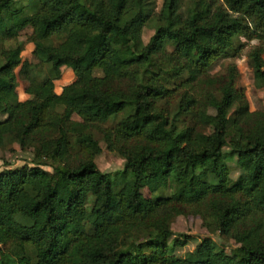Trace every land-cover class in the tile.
Returning <instances> with one entry per match:
<instances>
[{"label":"trees","instance_id":"obj_1","mask_svg":"<svg viewBox=\"0 0 264 264\" xmlns=\"http://www.w3.org/2000/svg\"><path fill=\"white\" fill-rule=\"evenodd\" d=\"M155 4L0 0V148L33 152L0 171V264H264V110L249 109L235 65L208 72L238 55L240 37L257 40L248 64L264 87V0H190L186 15L183 0ZM26 42L39 62L22 58ZM63 68L74 81L43 99ZM100 142L122 169H98ZM178 215L234 246L205 238L175 255L188 238L173 237Z\"/></svg>","mask_w":264,"mask_h":264},{"label":"rangeland","instance_id":"obj_2","mask_svg":"<svg viewBox=\"0 0 264 264\" xmlns=\"http://www.w3.org/2000/svg\"><path fill=\"white\" fill-rule=\"evenodd\" d=\"M190 0H183V8L182 14L186 15L187 5ZM161 5V0H156L155 11L159 10ZM154 21L153 16L151 19L145 24L141 32V39L143 43H146L149 37L154 32ZM29 30H24L20 36L18 37L20 40L25 41L26 36L28 35ZM240 44V45H239ZM259 42L257 40H247L243 37H240L238 42V47H240V51L235 57H220L215 62L212 63L208 72L211 75L224 73L227 66L235 65L237 73L235 87L237 89L242 90L248 100L249 109L251 111L254 110H264V87L256 84L253 77V72L251 67L248 64V53L258 45ZM264 46V41L261 42ZM32 45L29 42L25 43L24 50L21 53L23 59H26L32 63H37L40 60L37 59L32 53ZM168 51L172 50V47L168 45L166 47ZM264 57V54H263ZM17 71V70H16ZM96 75H101V73H97ZM75 75L69 68H63L61 70V77L58 80H50L46 82L42 89L41 95L44 98L49 97V92L59 93L64 85H67L74 81ZM52 83V84H51ZM26 86V81L18 77L16 91L18 94V98L23 100L28 98V95L24 92V88ZM234 109V107H232ZM209 113H212L211 109L207 110ZM231 111V110H230ZM121 114L116 116L113 119H110L102 125L112 128L115 126ZM74 119L78 120L76 115H73ZM205 132H210V127H205ZM102 150L99 154H97L94 158V161L99 170L104 172H115L116 170H120L123 167V158H121L117 153L108 151L103 142H100ZM228 148H225V151H228ZM33 152L32 148L21 149L17 143H8L4 147L0 148V171L3 169L22 167L24 165H30L32 160ZM243 161L241 158L237 156H233L229 159L228 164L230 166V176L232 179H235L240 172L239 163ZM44 169L51 171V168L47 165L43 166ZM141 195L147 199L151 196L150 192L146 188L144 184L141 185L140 189ZM93 198L89 197L88 204L92 203ZM170 229L173 232V237L177 235H187L186 244L181 247H177L174 249V254L177 256H182L187 251H191L194 249L196 244L200 242L202 239L210 238L216 241L218 244L225 243L227 249H231L234 246V242L232 240H227L217 234L215 229H209L203 223V220L197 215H178L170 221ZM146 235V233H140L139 236ZM126 242H129V239Z\"/></svg>","mask_w":264,"mask_h":264}]
</instances>
